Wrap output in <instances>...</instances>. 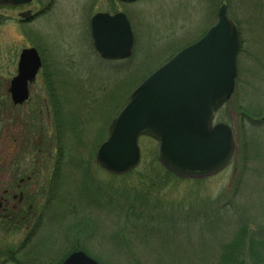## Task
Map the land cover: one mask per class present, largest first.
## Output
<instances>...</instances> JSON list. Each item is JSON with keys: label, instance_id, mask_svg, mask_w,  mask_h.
Returning <instances> with one entry per match:
<instances>
[{"label": "rangeland", "instance_id": "374dc122", "mask_svg": "<svg viewBox=\"0 0 264 264\" xmlns=\"http://www.w3.org/2000/svg\"><path fill=\"white\" fill-rule=\"evenodd\" d=\"M36 1L27 9L40 4L42 11L25 24L18 10L0 8V172L15 171L17 155L8 168L3 156L26 109L51 105L43 96L53 90V200L50 189L40 194L35 227L0 220V264H17L3 255L7 249L22 260L34 247L35 264H61L76 250L100 264H221L223 245L241 226L248 237L231 264L264 263L248 250L249 238H264V0ZM223 3L241 41L235 92L216 118L234 129L233 163L211 178L181 180L160 165L157 142L141 137L137 169L122 176L101 169L96 150L132 90L203 35ZM111 10L124 12L134 31L133 55L124 61L105 60L94 46L91 18ZM28 45L52 49L53 83L37 78L31 102L19 109L9 87ZM28 235L35 237L25 243Z\"/></svg>", "mask_w": 264, "mask_h": 264}, {"label": "water", "instance_id": "95a60500", "mask_svg": "<svg viewBox=\"0 0 264 264\" xmlns=\"http://www.w3.org/2000/svg\"><path fill=\"white\" fill-rule=\"evenodd\" d=\"M32 0H0V5H21ZM29 12L22 16L28 18ZM91 32L98 53L109 60L129 58L134 33L127 15L97 13ZM240 33L228 16L227 4L218 8L217 21L194 43L147 76L116 115L108 137L97 149L96 162L107 172L126 174L141 162L139 139L156 141L157 158L182 179H203L225 169L237 148L234 131L224 122L213 124L219 108L235 91ZM41 66L35 48L24 49L19 73L10 92L15 104L29 99V83ZM61 264H100L83 250Z\"/></svg>", "mask_w": 264, "mask_h": 264}, {"label": "flooded vegetation", "instance_id": "af4514ba", "mask_svg": "<svg viewBox=\"0 0 264 264\" xmlns=\"http://www.w3.org/2000/svg\"><path fill=\"white\" fill-rule=\"evenodd\" d=\"M36 2L39 4V0ZM33 4L34 1L32 4L6 7V9L18 10L19 14L29 10L32 11L33 15L29 19L19 18L20 23L25 24L29 21L31 22L39 15V11H42L40 4L37 10L38 13L37 11L33 12L31 8L27 9ZM109 13L113 14L116 12L111 10ZM30 47L37 49L41 59V66L36 79L42 77L44 82L53 83L52 49L47 46H45L46 48H41L35 45H28L22 50ZM47 93L49 94L48 97L44 94L43 99H51V105L49 106H47L48 103L46 106H39L41 102L39 101L36 103L37 106L25 107L26 104L31 102V98L25 105L23 104L24 109L27 108V113L23 115L25 117L28 115V118H32L31 122L26 124L25 117L22 118L19 136L11 135L8 150L3 156V161L6 162L7 168L11 163L10 159L16 157L15 155H17L18 163L15 166V171L7 169L0 172V185H8L0 188L1 222L5 220L12 222L15 220L17 225H25L26 228L35 227L40 222L37 211V202L40 194H44L50 189L51 201L53 200V90ZM31 114H33L32 117H30ZM34 237L30 236V239Z\"/></svg>", "mask_w": 264, "mask_h": 264}, {"label": "trees", "instance_id": "16d2710c", "mask_svg": "<svg viewBox=\"0 0 264 264\" xmlns=\"http://www.w3.org/2000/svg\"><path fill=\"white\" fill-rule=\"evenodd\" d=\"M165 172L168 175H172L168 171H165ZM2 226H6L4 222L2 223ZM8 226H18V225H17L16 221L13 220L12 222H10L8 224ZM244 235H246L248 237V230H247L246 227L241 226L239 231H238V234L235 237V240L232 243H230V244L223 245L224 246L223 247V251L224 252H223V254L221 256V264H231L232 262H236L234 257L237 255V253L239 252V250L241 248H243V249L245 248V246L244 247L240 246L238 249H236L237 245L239 244V241H241V238H243ZM26 240L27 241H24L25 243L29 242L31 240L30 239V235L26 236ZM249 240H250V243H249L250 244V246H249L250 248L248 249L249 250V255H251L256 260L260 259L262 262H264V251H262V253H259L258 250H257L258 248H256L257 245L260 244L262 246V249H264V238L260 240L261 242L256 241L254 238H249ZM35 248L36 247H34L32 249V251H30L31 253L29 255L25 254V256L23 257L22 260L16 259L14 257V252L12 251L11 248H9L11 250L7 249V251L5 252L6 254L4 253L3 255L5 257L7 256L8 258H12L14 261L17 262V264H35L36 261H37L38 256H40V255L36 254L37 252L34 250ZM3 255H2V257H4ZM64 258H62L60 261H62ZM8 260H10V259H8ZM44 264H55V263L54 262H50V263H44ZM262 264H264V263H262Z\"/></svg>", "mask_w": 264, "mask_h": 264}]
</instances>
